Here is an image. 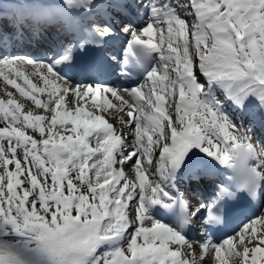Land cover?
<instances>
[{
    "label": "snow or ice",
    "instance_id": "6c2138e0",
    "mask_svg": "<svg viewBox=\"0 0 264 264\" xmlns=\"http://www.w3.org/2000/svg\"><path fill=\"white\" fill-rule=\"evenodd\" d=\"M0 77V264H264V0H2Z\"/></svg>",
    "mask_w": 264,
    "mask_h": 264
},
{
    "label": "bare ground",
    "instance_id": "6f19581e",
    "mask_svg": "<svg viewBox=\"0 0 264 264\" xmlns=\"http://www.w3.org/2000/svg\"><path fill=\"white\" fill-rule=\"evenodd\" d=\"M4 85H5V88H7L8 90L10 89L11 93H13V89L11 88V86L7 84H4ZM24 105L27 109L31 108L34 113L36 111H40L39 108L35 107L29 99H25ZM192 247L195 249L197 253L196 264H214L215 263L214 259L210 256V254H205L203 257H200L199 253L201 251V248L198 244H192ZM184 248H185L186 254L189 257H191V252L188 250V246L185 245Z\"/></svg>",
    "mask_w": 264,
    "mask_h": 264
},
{
    "label": "rangeland",
    "instance_id": "374dc122",
    "mask_svg": "<svg viewBox=\"0 0 264 264\" xmlns=\"http://www.w3.org/2000/svg\"><path fill=\"white\" fill-rule=\"evenodd\" d=\"M1 91V90H0ZM4 143L6 144L7 143V141H4Z\"/></svg>",
    "mask_w": 264,
    "mask_h": 264
}]
</instances>
